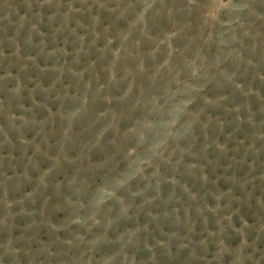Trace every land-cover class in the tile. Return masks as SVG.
Wrapping results in <instances>:
<instances>
[{
  "label": "rangeland",
  "instance_id": "rangeland-1",
  "mask_svg": "<svg viewBox=\"0 0 264 264\" xmlns=\"http://www.w3.org/2000/svg\"><path fill=\"white\" fill-rule=\"evenodd\" d=\"M0 264H264V0H0Z\"/></svg>",
  "mask_w": 264,
  "mask_h": 264
}]
</instances>
